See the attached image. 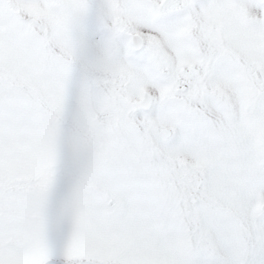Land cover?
I'll return each instance as SVG.
<instances>
[{"label": "snow or ice", "instance_id": "snow-or-ice-1", "mask_svg": "<svg viewBox=\"0 0 264 264\" xmlns=\"http://www.w3.org/2000/svg\"><path fill=\"white\" fill-rule=\"evenodd\" d=\"M0 264H264V0H0Z\"/></svg>", "mask_w": 264, "mask_h": 264}]
</instances>
